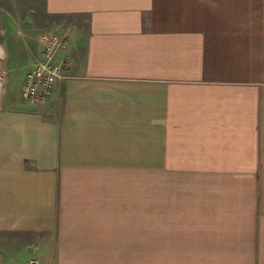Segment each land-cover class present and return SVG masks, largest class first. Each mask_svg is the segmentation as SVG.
Instances as JSON below:
<instances>
[{
    "label": "crops",
    "instance_id": "obj_1",
    "mask_svg": "<svg viewBox=\"0 0 264 264\" xmlns=\"http://www.w3.org/2000/svg\"><path fill=\"white\" fill-rule=\"evenodd\" d=\"M11 1L0 264H264V0H43L72 60L43 103Z\"/></svg>",
    "mask_w": 264,
    "mask_h": 264
},
{
    "label": "rangeland",
    "instance_id": "obj_2",
    "mask_svg": "<svg viewBox=\"0 0 264 264\" xmlns=\"http://www.w3.org/2000/svg\"><path fill=\"white\" fill-rule=\"evenodd\" d=\"M9 11L5 18V24L9 30L3 36L11 37V41L20 40L23 48H11L12 52L17 51L15 57H8L5 63L7 75L17 81L29 67V56L40 50L39 39L48 31H55L64 25L66 17L62 15L46 14L43 7V0H13L4 3ZM59 32V31H57ZM68 35L67 32H60ZM18 46V45H15ZM3 74V72H2ZM21 84V83H20Z\"/></svg>",
    "mask_w": 264,
    "mask_h": 264
},
{
    "label": "built area",
    "instance_id": "obj_3",
    "mask_svg": "<svg viewBox=\"0 0 264 264\" xmlns=\"http://www.w3.org/2000/svg\"><path fill=\"white\" fill-rule=\"evenodd\" d=\"M40 53H34L20 84L21 97L31 103H43L53 93L56 83L65 78L72 65L67 55L71 38L48 31L39 39Z\"/></svg>",
    "mask_w": 264,
    "mask_h": 264
},
{
    "label": "water",
    "instance_id": "obj_4",
    "mask_svg": "<svg viewBox=\"0 0 264 264\" xmlns=\"http://www.w3.org/2000/svg\"><path fill=\"white\" fill-rule=\"evenodd\" d=\"M6 57V49L3 45V42L1 40V36H0V60L4 59ZM5 84V78L2 74V71L0 70V93L3 89V86Z\"/></svg>",
    "mask_w": 264,
    "mask_h": 264
}]
</instances>
